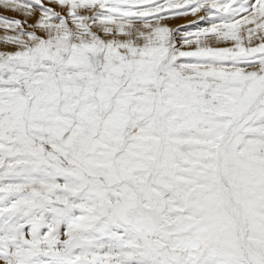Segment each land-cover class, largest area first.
Returning <instances> with one entry per match:
<instances>
[{
	"label": "snow or ice",
	"instance_id": "6c2138e0",
	"mask_svg": "<svg viewBox=\"0 0 264 264\" xmlns=\"http://www.w3.org/2000/svg\"><path fill=\"white\" fill-rule=\"evenodd\" d=\"M0 9V264H264V0Z\"/></svg>",
	"mask_w": 264,
	"mask_h": 264
},
{
	"label": "bare ground",
	"instance_id": "6f19581e",
	"mask_svg": "<svg viewBox=\"0 0 264 264\" xmlns=\"http://www.w3.org/2000/svg\"><path fill=\"white\" fill-rule=\"evenodd\" d=\"M1 11L4 12L5 10L0 9V12H1ZM6 12H8V11H6ZM11 16H14V14L12 13ZM11 16H10V17H11ZM189 17H191V18H189ZM198 19H199V14H198V16H196V17H193V16L189 15V16H186V17H175V18H170V19H168V20L166 21V23L168 24L169 27H171V28H175V27L178 26V25L175 24V23H181V25H183V24L192 25V22H193V21H196V20H198ZM176 25H177V26H176ZM201 26H205V25L201 24ZM188 30H194V28H193V27H189ZM220 46H223V45H220Z\"/></svg>",
	"mask_w": 264,
	"mask_h": 264
},
{
	"label": "rangeland",
	"instance_id": "374dc122",
	"mask_svg": "<svg viewBox=\"0 0 264 264\" xmlns=\"http://www.w3.org/2000/svg\"><path fill=\"white\" fill-rule=\"evenodd\" d=\"M0 15H8V16H11V15H12V13H11V12H6V11H4V12H3V11H1V12H0ZM189 18H191V17H189ZM175 24H177V25H178V26L176 25L177 27H175V28H179V27H182V26H185V25H187V24H183V25H181V23H175Z\"/></svg>",
	"mask_w": 264,
	"mask_h": 264
}]
</instances>
